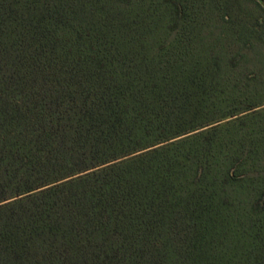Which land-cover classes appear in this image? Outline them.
<instances>
[{
  "label": "trees",
  "instance_id": "trees-1",
  "mask_svg": "<svg viewBox=\"0 0 264 264\" xmlns=\"http://www.w3.org/2000/svg\"><path fill=\"white\" fill-rule=\"evenodd\" d=\"M243 1L0 0V264H264Z\"/></svg>",
  "mask_w": 264,
  "mask_h": 264
},
{
  "label": "rangeland",
  "instance_id": "rangeland-1",
  "mask_svg": "<svg viewBox=\"0 0 264 264\" xmlns=\"http://www.w3.org/2000/svg\"><path fill=\"white\" fill-rule=\"evenodd\" d=\"M255 3L258 5H255ZM245 8V9H244ZM243 12H244V18L249 19L248 14L257 16L259 18V23L264 25V0H247L243 1ZM261 49H257L259 51ZM259 56V60H264V51L262 50ZM257 56V58H258ZM250 73H256L260 74L264 71V69H261L259 65L257 66H251L249 68ZM259 107V108H263ZM258 108V109H259Z\"/></svg>",
  "mask_w": 264,
  "mask_h": 264
}]
</instances>
